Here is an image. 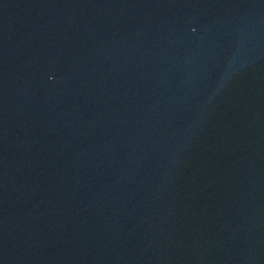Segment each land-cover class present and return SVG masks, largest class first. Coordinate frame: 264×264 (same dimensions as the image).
<instances>
[{
	"label": "water",
	"instance_id": "water-1",
	"mask_svg": "<svg viewBox=\"0 0 264 264\" xmlns=\"http://www.w3.org/2000/svg\"><path fill=\"white\" fill-rule=\"evenodd\" d=\"M0 264H264V0H0Z\"/></svg>",
	"mask_w": 264,
	"mask_h": 264
}]
</instances>
